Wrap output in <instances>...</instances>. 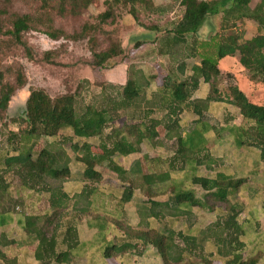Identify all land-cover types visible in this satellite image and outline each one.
<instances>
[{
    "label": "trees",
    "instance_id": "16d2710c",
    "mask_svg": "<svg viewBox=\"0 0 264 264\" xmlns=\"http://www.w3.org/2000/svg\"><path fill=\"white\" fill-rule=\"evenodd\" d=\"M14 1L0 0V65L1 54L18 47L29 49L24 37L31 31H38L40 24L44 26L48 22L44 27L49 31L45 33L54 40L72 38L54 27L53 15L79 16L95 3V0H33L40 3L41 11L36 16L13 12ZM253 1L181 0L183 14L171 28L164 31L155 26L147 28L160 33L154 40L159 55L168 57L176 65L175 70L169 69L150 97L147 91L152 85L151 78L143 72L131 74L125 84H98L100 104L83 107L79 104V99L83 98V83L95 84L89 80L81 82L75 92L56 97L44 88L30 89L24 115L11 119L13 124L21 126L17 132L9 130L8 147L0 156V211L10 210L11 204L23 206V200L10 193L7 176L19 181L22 193L49 194L52 213L26 219L25 231L39 242L37 261L41 264L73 261L71 251L56 252L58 224L71 199L64 191V184L83 182L77 197L91 204L94 190L96 195L107 196L101 189L105 183L100 169L105 168L122 182L124 191L120 199L123 204L135 199L136 189L147 194V200H142L138 211L141 221H148L147 230L138 232L135 238L121 228V238L111 236L110 244L103 250L106 260L116 261L126 255L141 257L152 247L165 264H184L189 257L200 258L207 264L213 262V257L224 264H260L258 252L246 253L243 240L246 231L239 221L243 204L234 201L247 180L220 170L213 154L214 146L227 138L239 150L256 151L264 165V105L254 103L235 84L233 74L222 71L219 66L227 57H238L250 81L264 84V0L254 9ZM105 3L107 10L99 15L102 25L116 19L118 7L128 9L138 23L142 10L150 12L155 8L152 0H106ZM213 16H221V33L211 42L202 43L199 32ZM246 21L258 25V35L251 39H245L241 30ZM88 35L85 26L78 39ZM89 42L92 46L89 66L105 69L125 51L117 40H112L102 51L97 50L95 38H90ZM27 84L22 67L14 71L13 82L0 72L1 118L9 110L16 93ZM203 84L209 86L207 96L195 97ZM219 103L236 108L245 125L227 121L218 126L208 121L206 114L213 104ZM130 110L134 115L124 117ZM186 114L196 117L187 126L183 123ZM122 119V124L116 126L115 123ZM108 129L110 132L106 133ZM61 137L70 146L75 159L61 148L36 150L39 140ZM164 140L176 145L168 158L145 155L129 169L117 161L141 154L144 146L158 148ZM204 170L214 175H204ZM196 188L205 194L198 196ZM218 203L226 206V215L201 230L199 235L185 234L168 225L170 220L191 219L196 208L214 212ZM104 216L113 218L110 213ZM162 220H167L164 225L160 224ZM151 221H155L156 226ZM99 226L106 232V221L102 220ZM73 231L68 229L67 233ZM208 242L215 246L216 252L205 256V243ZM76 245L77 242L71 241V248Z\"/></svg>",
    "mask_w": 264,
    "mask_h": 264
},
{
    "label": "rangeland",
    "instance_id": "374dc122",
    "mask_svg": "<svg viewBox=\"0 0 264 264\" xmlns=\"http://www.w3.org/2000/svg\"><path fill=\"white\" fill-rule=\"evenodd\" d=\"M105 1L95 0V3L79 16L60 17L53 15L52 24L54 27L72 38L61 37L58 40L50 38L45 33L46 30L49 31L47 27H44L48 24L47 22L44 26L40 24L38 31L34 30L25 35L24 39L29 48L27 51L18 47L5 52L3 55L1 54L0 72L3 73L6 79L13 82L14 71L22 67L27 76L28 84L24 89L16 93L10 103L9 110L3 114L2 118L0 117V156L5 154V150L8 147L7 137L9 130L17 132L21 126L20 124H13L11 119L24 115L26 101L31 88H44L52 97H56L65 93L75 92L81 82L89 80L95 84L88 85L83 83V98L79 99V104L83 107L87 104H100L101 87L98 85L100 83L125 84L131 74L143 72L145 76L151 78L152 85L147 91L150 97L152 92L162 83L169 69L175 70L176 65L174 62L170 61L168 57L160 56L158 53L154 40L157 36H160V33L147 28L155 26L160 31L171 28L183 14L181 0H152L155 8L150 12L145 10L140 12L139 23L141 24L135 21L128 9L118 7L115 11L116 19L113 22L109 20L107 24L102 25L100 24L99 15L107 10ZM259 2L260 0H254L252 8L254 9ZM11 10L19 14L36 16L41 11L40 3L33 0L26 2L15 0ZM85 26L88 28L89 37L79 40L78 36ZM241 30L245 33V39H251L258 35V25L253 21H246ZM218 33H221V16L209 17L206 25L199 32V40L202 43L211 42L210 40ZM90 38H95L96 48L100 51L107 49L112 40H117L124 48V54L111 61L105 69L89 66L88 62L91 60L90 49L92 47L89 42ZM219 66L222 71L233 74L235 84L254 103L264 105V84L250 81L247 72L239 63L238 57H227L220 62ZM131 70L132 73H130ZM208 91L209 86L203 84L195 97H205ZM132 112L133 110L126 112L124 117L134 115ZM195 118L191 114L184 115V125H190ZM206 119L218 126L225 125L227 121L245 125L239 115V111L225 103L213 104L206 114ZM123 121L124 119L117 121L115 125L120 126ZM109 132L110 129L106 131V133ZM62 137L43 138L38 141L36 150L39 151L46 147L57 151L61 148L72 159H75L70 146L64 142ZM175 147V142L164 140L163 145L158 148L151 149L150 146H144L141 154L118 158L117 161L124 168L129 169L136 160L143 159L145 155L150 158L157 156L168 158L173 155ZM213 154L219 161L220 170L224 169L237 178L247 180V184L241 189L234 201L243 204V213L239 216V221L243 224L246 231V236L243 238L246 242V253L255 254L258 252L261 256L260 264H264V165L260 162L256 151L239 150L232 140L227 138L224 142L214 146ZM100 170L104 175L105 183L104 185L101 184V189L107 196L104 197L95 193L91 212H86L85 216L84 211L88 210V200L77 197L78 192H81V187L77 182L69 183L68 191L71 199L65 211L68 217V224L65 227L75 230L77 224L87 216V219L93 223L92 225L95 229H99V224L104 220L106 221L108 233H116L118 235L114 236H121V233H119L121 228L125 234L135 238L138 232L147 230L148 221H141L138 211L142 200H147V194L140 189H136L135 199L123 204L120 198L124 188L118 176L105 168ZM202 173L209 176L214 175L207 173L205 170ZM7 180L10 182V193L12 195L22 196L20 198L27 200L29 203L35 200L28 197V191L22 194L19 181L16 178L7 176ZM196 191L200 197L205 194L200 188H196ZM30 195H34V193ZM38 203H40V213L49 209V199L41 198V202L39 200ZM102 206H104L105 212L102 211ZM215 206L214 212L196 208L191 219L182 217L175 221L170 220L168 225L185 234L199 235L201 230L206 229L209 225L226 215L225 205L218 203ZM105 213L112 214L113 218L105 217ZM167 220H162L160 224L164 225ZM151 222H153V226H156L155 221ZM67 234L74 237L75 232ZM69 236L66 237V241L71 242L74 238ZM108 244H110V241L104 240L101 251H98L97 245L90 247L94 253L91 259L94 264H101L98 257ZM85 250L84 243H81L73 254L81 258L84 256ZM205 251V256H207L209 252H216V248L212 243L208 242L205 243ZM132 256L128 255L121 264H165L156 255L152 247H149L141 257ZM212 260L211 264H224L218 257H213ZM111 264H115V261H111ZM184 264L207 263L202 262L200 258L189 257Z\"/></svg>",
    "mask_w": 264,
    "mask_h": 264
},
{
    "label": "crops",
    "instance_id": "0c3cea01",
    "mask_svg": "<svg viewBox=\"0 0 264 264\" xmlns=\"http://www.w3.org/2000/svg\"><path fill=\"white\" fill-rule=\"evenodd\" d=\"M71 182H66L64 184V191L68 194L69 183ZM77 183L80 185L81 188L82 186H84L83 182ZM93 192L95 194L96 190H94ZM78 193H80V191ZM30 194L33 193L29 192L28 197H30L32 200L34 198V201L29 203L27 200L21 198L23 200V206L18 205L15 207L13 204H11L10 210L6 212L0 211V264H41L36 259V252L39 246V242L36 241L25 231L26 219L30 216L44 217L45 215H50L52 213L51 207L49 206V209L40 213V203H38L39 200L41 202V198L49 199L50 196L49 194L45 193H35L34 195ZM93 195L92 203L87 204L88 210L84 211V216L86 212H91V205L94 203ZM67 221L68 217L67 214L64 212L60 217V221L58 224L59 227L56 232L55 239L57 253L71 251V254L74 259L69 264H94V262L91 260L94 253L93 251H91L90 247L93 245H97L98 251H101L104 240L111 242L110 237L118 235L116 233H108V230H106V232H102L100 226L98 227L99 229H95V227L92 225L93 223L90 222V220L87 219L86 216L82 221H80V223L77 224L75 228L76 231L74 230L75 235L73 237L74 239L72 238V241L77 242V246L75 248L73 247L74 249H72L70 247L71 242L66 241V237H68L67 229L70 228L65 227L68 224ZM42 224L43 223H41V225ZM120 235L121 236H118V238L122 237V234ZM81 243H84L86 250L84 256L79 258L75 256L73 252ZM126 257H128V255L118 257L115 261V264H121L124 258ZM98 258L101 264H111V261H113L106 260L103 257V252L99 255Z\"/></svg>",
    "mask_w": 264,
    "mask_h": 264
}]
</instances>
